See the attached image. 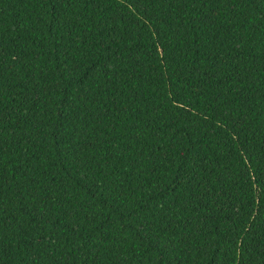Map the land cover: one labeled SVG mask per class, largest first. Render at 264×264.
Instances as JSON below:
<instances>
[{
	"label": "trees",
	"instance_id": "1",
	"mask_svg": "<svg viewBox=\"0 0 264 264\" xmlns=\"http://www.w3.org/2000/svg\"><path fill=\"white\" fill-rule=\"evenodd\" d=\"M0 264H264V0H0Z\"/></svg>",
	"mask_w": 264,
	"mask_h": 264
}]
</instances>
